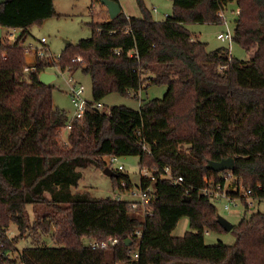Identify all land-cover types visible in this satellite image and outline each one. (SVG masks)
I'll return each instance as SVG.
<instances>
[{
	"label": "trees",
	"instance_id": "trees-1",
	"mask_svg": "<svg viewBox=\"0 0 264 264\" xmlns=\"http://www.w3.org/2000/svg\"><path fill=\"white\" fill-rule=\"evenodd\" d=\"M135 1L139 18L121 11L113 20L92 21L89 39L65 45L57 62L37 59L32 73L23 72L24 44L33 26L56 15L53 0L0 5L1 30L17 33L11 44L7 35L0 38V264H264V213L243 217L229 232L232 245L209 246L206 232H226L212 199L201 193L206 178L222 183L220 174L228 172L232 186L264 200V0H169L172 13L160 22L143 0ZM231 4L232 42L251 53L246 62L226 48L207 50L185 29L224 24L218 14ZM57 68L90 77L91 103L112 93L136 97L148 86H164L166 93L138 110L113 106L69 119L53 105L51 84L38 80ZM105 157H136L140 171L153 174L143 179L139 171L138 186L152 189L151 216L125 201L73 192L81 170L106 168ZM228 158L232 171L207 170L209 162ZM165 169L172 179L161 177ZM112 172L115 189L122 192V182L132 188L127 177ZM178 177L182 183L174 184ZM37 206L60 215L40 214ZM183 218L189 231L173 237ZM12 226L17 237L7 238ZM29 230L38 242L23 239ZM43 237L53 245L41 244ZM109 237L118 241L114 248L88 246ZM23 241L30 246L18 249Z\"/></svg>",
	"mask_w": 264,
	"mask_h": 264
},
{
	"label": "rangeland",
	"instance_id": "rangeland-1",
	"mask_svg": "<svg viewBox=\"0 0 264 264\" xmlns=\"http://www.w3.org/2000/svg\"><path fill=\"white\" fill-rule=\"evenodd\" d=\"M147 11L150 13L154 21L160 22L164 18L172 13V5L169 0H143ZM122 8V12L131 18H139L140 11L135 0H118ZM53 7L56 15L43 21L39 26H33L30 29V37L25 41L24 47L31 45L32 48L39 47V41L43 38L46 40L45 47L48 49V53L57 57L63 52L65 45H75L80 40L89 39L91 31L89 24L93 22H104L108 18L106 9L94 0H53ZM225 22L227 28L233 32L234 22L236 20V8L233 4L229 5L224 13ZM185 29L198 41L207 44V50H215L217 48H226L228 45L217 40L216 36L220 33L226 32V27L222 23L220 25H200V24H187ZM2 35L9 39V43L14 42V38L17 33L13 31H6L3 29ZM229 51V50H228ZM230 55L232 58L239 61H249L251 53L244 51L239 45L232 42L230 47ZM27 61L32 64L31 56H26ZM55 75V80L51 83L52 86V101L53 105L59 110L66 113L69 119L74 117V110L70 103L68 96L66 95L65 80L70 76L72 80L84 87V93L82 95L84 100L92 102L91 94V80L88 75L83 74L80 70H77L73 74L68 72H59L56 69H49L46 71ZM166 93L164 86H148L145 89L139 91L136 97L124 96L117 93H112L106 96L100 101L103 108L100 112L108 113L109 109L113 106H124L129 109L138 110L142 102H147L153 99H161ZM68 131L62 129L59 134V140L61 143H65ZM122 166L123 170L118 172L117 167ZM105 168H87L81 170V179L78 182L76 188H73V192L82 193L87 192L90 196L98 199L104 198H117L122 200L128 199V193H121L118 189L114 188L112 180L102 173ZM112 171L121 174L129 179L132 188L136 189L140 184V167L138 165V158L136 157H122L118 158L117 163L113 164ZM218 216L227 220L233 226H236L244 217L248 219L253 213H264V200L257 202L255 200H248V204H251L249 211L245 212L244 206L237 204L236 207L230 208L229 211L224 210V203L222 201H213ZM33 207L28 206L27 210L29 217L34 221V215L32 214ZM36 210L40 214H44L51 218H56L60 214L57 211L50 208H43L37 206ZM52 230V229H51ZM189 231L187 219H181L174 231L173 237H182ZM17 231L15 227H9L6 231L7 238H16ZM35 234L32 231H26L23 235V239L39 240L37 237L34 239ZM29 241H23L18 244V249L30 246ZM235 239L231 233L217 234L209 232L204 235V243L212 246L218 243L224 245H232ZM40 243L47 245H53L49 238H41Z\"/></svg>",
	"mask_w": 264,
	"mask_h": 264
},
{
	"label": "built area",
	"instance_id": "built-area-1",
	"mask_svg": "<svg viewBox=\"0 0 264 264\" xmlns=\"http://www.w3.org/2000/svg\"><path fill=\"white\" fill-rule=\"evenodd\" d=\"M218 17L220 19H225L223 13H219ZM224 25L226 27L225 33H220L216 36L217 40L226 43L228 45L229 55H230V47L232 44V32L227 28V24L224 21ZM15 34V31H13ZM39 47L38 48H32L31 45H27L25 47V61L26 66L23 69L24 73H32L34 72V64L37 59H50L54 62H57L59 59V56L53 57L48 53V49H46L45 44L46 40L41 39L39 41ZM30 55L32 59V64H30L27 61L26 56ZM76 63H82V60L79 58H75L73 60ZM59 72H68V71H61L60 69H56ZM69 73V72H68ZM65 84L67 87L66 95L68 96L70 103L74 110V117L73 119H81L86 113H94V112H100L103 108V105L101 103H91L87 100H84L82 95L84 93V87L75 83L72 78L69 76L65 80ZM70 124H68L64 129L69 131L70 130ZM106 168L111 169L112 165L117 163L118 158L117 157H105L102 159ZM122 166L117 167V171H122ZM140 175L143 179H152L153 180V174L148 171L147 169H142L140 171ZM162 178H168L172 179L170 177V174L168 173V170L165 169L162 176ZM222 183L220 181H215L213 177L206 178L204 180L205 187L201 190L202 195L205 197L212 199L213 201H222L224 203V210L229 211L230 208L236 207L237 204H241L243 206L251 207V204H248V200L251 199V195L253 194L252 189H244L242 186H232V179H230L231 174L228 172H225L223 174H220ZM174 184L182 183V178L178 177L176 179H173ZM120 187L122 188V192H127L128 199L122 200L119 197L115 198L116 201H125L128 202L129 207L131 209H135L136 207H140L147 216H151L153 209V195H152V189L151 187H147L145 189H142V187H137L136 189L129 188L126 189L125 183H120ZM262 187L258 185L257 190H261ZM207 235V232L205 233ZM139 235V234H136ZM117 239L115 238H107L104 241H91L88 246L92 250H106L114 248L117 244ZM133 259H137L138 255L136 252L132 254Z\"/></svg>",
	"mask_w": 264,
	"mask_h": 264
},
{
	"label": "water",
	"instance_id": "water-1",
	"mask_svg": "<svg viewBox=\"0 0 264 264\" xmlns=\"http://www.w3.org/2000/svg\"><path fill=\"white\" fill-rule=\"evenodd\" d=\"M5 2L6 0H0V5H3ZM98 2L101 6H103L106 9L109 20H113L122 11L119 3L114 2L112 0H98ZM1 33L2 30L0 28V38H1ZM38 80L40 84L44 86H48L55 80V75L44 72L39 75ZM206 168L207 170L215 173H219L223 171H232L234 168V160L232 158H228L220 162H209ZM102 173L109 178L115 176V174L109 168H105L104 170H102ZM216 222L221 227V229L226 233H229L234 227L231 223L221 218L220 216L216 217ZM125 245L126 246L130 245V241H126Z\"/></svg>",
	"mask_w": 264,
	"mask_h": 264
},
{
	"label": "crops",
	"instance_id": "crops-1",
	"mask_svg": "<svg viewBox=\"0 0 264 264\" xmlns=\"http://www.w3.org/2000/svg\"><path fill=\"white\" fill-rule=\"evenodd\" d=\"M120 5V4H119ZM121 7V6H120ZM121 10H122V8H121Z\"/></svg>",
	"mask_w": 264,
	"mask_h": 264
}]
</instances>
